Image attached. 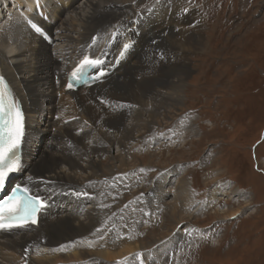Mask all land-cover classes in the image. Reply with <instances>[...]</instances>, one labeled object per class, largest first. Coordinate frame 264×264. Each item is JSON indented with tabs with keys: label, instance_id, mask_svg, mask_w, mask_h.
I'll list each match as a JSON object with an SVG mask.
<instances>
[{
	"label": "bare ground",
	"instance_id": "1",
	"mask_svg": "<svg viewBox=\"0 0 264 264\" xmlns=\"http://www.w3.org/2000/svg\"><path fill=\"white\" fill-rule=\"evenodd\" d=\"M140 1L0 0V75L8 78L7 85L12 86L14 96L23 101L26 110L27 133L18 178L40 196L52 212L40 216L38 228L1 233L0 264H23L21 257L26 248L32 249L28 264H116L118 260L124 264H140L139 254H143L145 264H185L184 253L210 236L211 231L185 223L176 206L186 214V208L194 206L195 212L189 213L196 216L198 205L193 201L188 181H176L170 172L155 178L149 185L144 180L141 186L142 191L145 186H152L156 189L151 191L154 198L159 199L157 192H163L162 186L177 183V187L169 189L173 194L171 205L165 203L166 207L170 206L174 227L171 233H159L161 226L157 233L147 231L141 238L128 239L132 236L128 235L130 230L128 234L111 230L102 249L95 247L100 244L99 233L96 236L92 233L103 226L106 231L111 229L114 223L108 217L116 214L114 209L105 207L109 203L98 199L99 190L109 185L108 199L114 200V195H119L122 206L126 203L122 193L131 190L134 180L126 174L120 183L115 175L118 170L131 169L129 159L138 164L143 162L142 157L130 152L136 140L134 134L152 131L159 124L162 112L167 114L169 109L182 104V78L190 73L186 51L194 52L193 45L202 44L204 38L203 28L197 21L198 11L190 6L189 0H160L144 15L137 12ZM167 8L172 9L171 15L166 14ZM143 18L153 19L160 28L172 30V33L169 30L171 36L165 37L160 45L170 54L167 62H171L172 68L165 70L167 62L156 63L146 80L136 84L129 78L121 81L117 78L123 77L133 66L130 49L138 22ZM29 19H34L53 36V49L26 27ZM135 24L136 30H133ZM58 41L62 42L59 47L56 46ZM125 43L130 47L120 56ZM102 46L105 50L100 55L97 50ZM85 55L105 61L104 81L75 94L65 92L66 75ZM188 124L176 128L184 130L186 127L191 133L193 127ZM114 147L118 148L116 155L112 153ZM150 157L145 172L152 173L161 165L156 164L155 154ZM103 158L105 163L100 160ZM176 173L182 174L178 170ZM29 176L33 177L32 181H28ZM73 189L88 192L94 198L69 195ZM208 198L202 210L209 209L211 201H217L216 194ZM160 200L164 204L163 198ZM237 213L230 211L224 215L232 218ZM121 234L123 239L119 238ZM86 240H91L93 245L89 247ZM62 245L67 247L59 250Z\"/></svg>",
	"mask_w": 264,
	"mask_h": 264
},
{
	"label": "rangeland",
	"instance_id": "2",
	"mask_svg": "<svg viewBox=\"0 0 264 264\" xmlns=\"http://www.w3.org/2000/svg\"><path fill=\"white\" fill-rule=\"evenodd\" d=\"M142 1L137 12L144 15L156 0ZM189 3L198 11L197 21L204 38L202 44H192L194 52L186 51L190 73L182 78V104L169 109L167 114L162 112L159 124L152 131L134 134L136 140L130 152L142 157L143 162L138 164L129 159L131 169L118 170L115 175L120 183L126 174L134 180L131 190L122 193L126 203L122 206L119 195H114V200L108 199L109 185L102 190L107 191L106 195L98 187V199H104L105 204L109 203L108 208L116 211L115 215L104 216L113 220V231L118 229L128 234L130 230L128 235L141 238L145 232L152 233L163 226L159 233L169 234L174 227L170 206L166 207L165 203L171 205L173 194L169 189L177 187V183L162 186L163 192H157L159 199L152 193L156 189L145 186L142 191L141 185L144 180L149 185L155 178L171 172L176 181H188L193 201L198 205L196 216L189 213L195 212L194 206L186 208L187 214L176 206L185 223L211 231L210 238H202L184 253L185 264H264V0H191ZM165 12L171 15L172 9ZM146 18L138 22L130 49L133 66L128 74L117 78L121 81L129 78L136 84L146 80L156 63L164 64L171 57L160 45L171 36L169 30H172L160 28L153 19ZM56 44L59 47L62 42ZM104 50L102 46L97 52L101 55ZM171 68L168 61L165 70ZM117 108L114 106L120 111ZM186 123L193 127V132L186 127L185 131L176 128ZM114 148L112 153L116 155L118 148ZM154 154L156 164L164 167L145 172L150 155ZM100 160L106 162L104 158ZM177 170L182 174L178 175ZM210 194H216L217 201H211L210 208L202 210ZM125 205L129 207L124 208ZM230 211H238L236 219L224 215ZM86 241L92 244L91 240ZM98 242L99 246L95 247L101 250L104 240Z\"/></svg>",
	"mask_w": 264,
	"mask_h": 264
},
{
	"label": "snow or ice",
	"instance_id": "3",
	"mask_svg": "<svg viewBox=\"0 0 264 264\" xmlns=\"http://www.w3.org/2000/svg\"><path fill=\"white\" fill-rule=\"evenodd\" d=\"M31 27L36 32L40 31L35 24H31ZM129 47V43L123 44L124 51H121L119 55L124 56ZM104 63L105 61L99 57L90 58L85 55L71 71L69 81L66 84L67 89L72 90L75 84L82 81L86 82L89 69H100ZM103 75L104 72L99 71V76ZM0 85L4 86L3 89H0V189H3L10 175L20 171L22 166L20 149L26 135V119L21 106L15 103L8 94L5 77L3 76H0ZM27 179L28 181H32L33 177L29 176ZM28 192L29 189L26 186L18 185L6 200L0 202V233H12L17 230L30 231L32 227H39L40 216L47 209L48 204L41 197L29 195ZM68 194L77 198H94L88 192H80L75 189ZM232 219H236V217H232ZM105 228L106 226L97 228L92 235L96 236L99 233L98 239L104 240L108 232L111 231V229H107L106 231ZM119 238L123 239L124 237L121 234ZM127 238L132 239L131 236ZM91 246L89 244V247ZM66 247V245H62L59 250H64ZM56 250L53 249V251ZM31 251L32 249L28 248L24 250L21 257L23 264H28L29 253ZM36 254H40L39 245H37ZM138 258L140 259V264H145L143 254H139ZM127 259L126 257L125 260ZM116 264H124V262L118 260Z\"/></svg>",
	"mask_w": 264,
	"mask_h": 264
}]
</instances>
